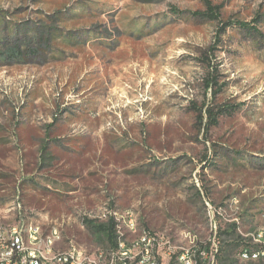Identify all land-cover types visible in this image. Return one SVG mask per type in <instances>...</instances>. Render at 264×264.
Here are the masks:
<instances>
[{
	"label": "rangeland",
	"instance_id": "1",
	"mask_svg": "<svg viewBox=\"0 0 264 264\" xmlns=\"http://www.w3.org/2000/svg\"><path fill=\"white\" fill-rule=\"evenodd\" d=\"M85 219L178 248L218 237L219 255L249 262L264 229V0H0V230L101 249Z\"/></svg>",
	"mask_w": 264,
	"mask_h": 264
},
{
	"label": "bare ground",
	"instance_id": "2",
	"mask_svg": "<svg viewBox=\"0 0 264 264\" xmlns=\"http://www.w3.org/2000/svg\"><path fill=\"white\" fill-rule=\"evenodd\" d=\"M15 228L16 226H12L0 230V261H2V258L3 261H12V254H5L3 246L9 242L11 229ZM129 228L132 231L135 229L133 221L130 222ZM22 235L23 246H26L27 254L37 253L38 262H41V264H57V259L58 261H66L72 258L78 261H86L88 264H117L118 257H125V254H131L132 258H145V251L143 250H147V255H154L155 248L157 253H165V249L170 243L169 240H165L166 237L164 238L157 233L145 231L139 237L132 240L119 237L118 242L116 241L118 244L115 247V252L102 248L89 251L83 247H72L68 250H61L58 247V243L62 240V236L57 230L44 234L39 225L30 224L22 228ZM154 236L157 237L155 238V246H153ZM252 237L254 241L253 247L258 248L261 243H264V229L259 230ZM195 243L193 241L189 248H178L171 244V254L190 252L194 249ZM254 248H245L242 251V257L247 258H241L240 256L241 260L249 262L264 261L261 254H251L249 257V253H254ZM100 253L106 255V257H100ZM199 262L200 255L191 256V264H199ZM174 264H183V259L175 258Z\"/></svg>",
	"mask_w": 264,
	"mask_h": 264
},
{
	"label": "built area",
	"instance_id": "3",
	"mask_svg": "<svg viewBox=\"0 0 264 264\" xmlns=\"http://www.w3.org/2000/svg\"><path fill=\"white\" fill-rule=\"evenodd\" d=\"M104 222V221H103ZM25 223L16 225L15 229H11L10 240L3 246V251L5 254H12V261H0V264H41L38 262L37 253L27 254L26 246H23V235L22 228H24ZM188 236H193L191 232L184 231L182 233V238L186 241ZM154 236V245L155 246ZM171 242L165 249V253H157L155 248L154 255H147V250L145 251V258H132L131 254H125V257H118L117 264H173L175 263V258H182L183 264H191L192 255H200L199 264H217L216 259L218 255L219 239L218 237L212 238V243H201L198 242L196 237V244L193 250L187 253L171 254ZM100 251V250H98ZM110 252H115V246L111 247ZM251 254H261L264 258V243H261L258 248H254V253ZM242 257V252L240 254ZM100 257H106L100 253ZM57 264H88L86 261H78L76 259H69L66 261H58Z\"/></svg>",
	"mask_w": 264,
	"mask_h": 264
},
{
	"label": "trees",
	"instance_id": "4",
	"mask_svg": "<svg viewBox=\"0 0 264 264\" xmlns=\"http://www.w3.org/2000/svg\"><path fill=\"white\" fill-rule=\"evenodd\" d=\"M206 4L208 6V13L203 14L212 20L219 19V15L217 14V11L213 8V6L206 1ZM245 28H247L245 25H242ZM225 30V28H223ZM253 32H256L254 29H252ZM213 86H217V83L213 77H209L206 82L207 90L211 89ZM217 92H215V97L217 96ZM220 115V114H219ZM218 114L214 113V110L207 107L204 115L202 114V118H206V123L204 126V131L206 135L210 132L211 128L218 126L219 124V116ZM204 119V118H203ZM85 227L88 229V231L92 234V236L95 237V242L99 244V247H101L104 250H110L111 247H116L118 243H116L117 240H119V236L117 235V225L113 220H109L107 222L102 221H94L90 219H85L84 221ZM229 235V233H222ZM118 242V241H117ZM220 245V241H219ZM232 245H229L224 252L223 249L221 250V255H217V262L218 264H238L237 261L233 259V254L231 253L230 249ZM97 249V248H96ZM89 251L95 250V249H87ZM244 250V249H243ZM242 250V251H243ZM247 264H264V261H258V262H248Z\"/></svg>",
	"mask_w": 264,
	"mask_h": 264
}]
</instances>
